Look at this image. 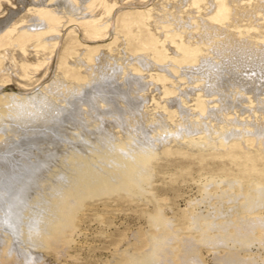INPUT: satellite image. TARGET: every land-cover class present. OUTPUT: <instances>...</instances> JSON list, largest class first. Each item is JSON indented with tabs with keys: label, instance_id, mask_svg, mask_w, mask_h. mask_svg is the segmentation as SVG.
<instances>
[{
	"label": "bare ground",
	"instance_id": "1",
	"mask_svg": "<svg viewBox=\"0 0 264 264\" xmlns=\"http://www.w3.org/2000/svg\"><path fill=\"white\" fill-rule=\"evenodd\" d=\"M21 3L0 20V264H50L86 200L147 193L167 144L241 168L196 178L183 227L147 213L122 264H264V0Z\"/></svg>",
	"mask_w": 264,
	"mask_h": 264
},
{
	"label": "rangeland",
	"instance_id": "2",
	"mask_svg": "<svg viewBox=\"0 0 264 264\" xmlns=\"http://www.w3.org/2000/svg\"><path fill=\"white\" fill-rule=\"evenodd\" d=\"M17 1L18 6L15 7L18 10L12 7L4 17L0 16V20L6 19L11 13H19L24 10L26 4L21 1L28 0ZM130 8L135 7L130 6ZM122 11H119V15ZM72 35L74 34L69 30L62 34L60 52L69 44V38ZM82 41L87 45H94L106 44L110 40L105 38L102 41L93 39H83ZM193 85L196 86L194 83L188 82L184 87L179 86L178 88L179 91L184 90L192 93ZM5 89L4 92L18 91V87L14 83L8 84ZM245 94L242 95L241 103L244 105V109H248L247 97L249 93ZM259 96L264 99L263 94L257 97ZM211 104L209 103L210 107L213 106ZM245 113L243 114L246 115L247 113ZM164 146L161 147L162 154L156 157L154 162L152 161L151 185L148 186L149 190L146 189L148 191L142 195L143 197H127L123 193H117L112 197L103 196L86 200L82 206V212L80 211L79 217L77 216L75 219V229L73 228L72 231L68 229L66 237L70 240L67 239L63 253L57 255L52 248L47 250L42 248L38 251L42 250L44 258L50 264H122L126 259V250L139 253L141 249L146 248L144 246L146 245L145 232L149 231L147 213L153 212L156 206L161 205L165 214L171 218L172 223L174 222L173 225L183 227L186 225V215L192 209L188 202L200 197L199 183L196 178L206 171L238 173L241 168L229 160V157L206 155L204 158H200L197 154V156L191 153L187 154L178 147H174L173 151V147L169 144L165 148ZM177 149L178 152H176ZM263 162L264 159L257 161V167ZM200 209L205 211L204 205H201ZM203 251L204 259L208 264H212L209 259L211 256L205 253V250Z\"/></svg>",
	"mask_w": 264,
	"mask_h": 264
}]
</instances>
